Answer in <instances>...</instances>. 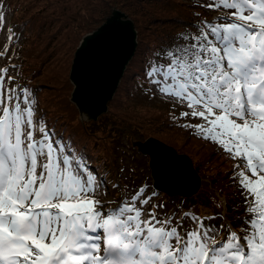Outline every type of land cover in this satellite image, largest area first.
<instances>
[{"label":"snow or ice","instance_id":"snow-or-ice-1","mask_svg":"<svg viewBox=\"0 0 264 264\" xmlns=\"http://www.w3.org/2000/svg\"><path fill=\"white\" fill-rule=\"evenodd\" d=\"M198 6L224 14L153 50L144 92L185 106L170 113L173 122L200 121L177 126L240 161L231 178L244 196V227H218L219 215L169 213L147 184L114 182L123 196L106 207L107 180L58 135L37 90L15 83L10 65L0 68V264H264V0ZM8 32L9 44L20 38Z\"/></svg>","mask_w":264,"mask_h":264},{"label":"trees","instance_id":"trees-1","mask_svg":"<svg viewBox=\"0 0 264 264\" xmlns=\"http://www.w3.org/2000/svg\"><path fill=\"white\" fill-rule=\"evenodd\" d=\"M41 1L50 3L44 6ZM0 5L9 17L8 29L12 28L20 37L14 40L11 51L18 70L12 71L17 77L15 83L37 90L40 113L60 137L70 139L110 188L116 181L121 187L127 184L129 189L138 190L143 184L153 188L145 178L138 181L137 176L130 174L127 182L118 178L116 155L124 136H129L125 137L130 139L128 145L134 138L153 137L186 154L201 177V187L192 198H170L158 192L157 203H163L169 213L195 211L202 218L219 215L223 219L212 221L218 227L226 223L234 230L244 227L240 223L246 218L244 196L231 178L234 165L240 161L229 158L217 145L197 138L191 129L178 127L186 122H200L189 118L173 122L171 112L179 116L187 109L147 102L152 96L144 92L149 87L144 70L150 53L189 31L185 26L200 20L216 21L221 15L215 16L213 12L218 10L198 6L203 4L195 0H0ZM112 7L131 18L136 29V50L107 103V112L96 121H80L78 109L68 97L72 89L68 75L71 60L80 38L96 29ZM190 31L195 33L196 29ZM8 37L9 32L7 40ZM141 84L143 88L139 87ZM122 194L115 189L112 193L118 201Z\"/></svg>","mask_w":264,"mask_h":264},{"label":"water","instance_id":"water-1","mask_svg":"<svg viewBox=\"0 0 264 264\" xmlns=\"http://www.w3.org/2000/svg\"><path fill=\"white\" fill-rule=\"evenodd\" d=\"M85 38H88L86 45ZM136 44L131 18L115 7L103 23L81 37L68 73L73 86L69 100L78 109L81 120L96 121L100 114L107 112V103L119 86ZM131 145L148 157L151 184L156 191L168 197L190 198L200 189V177L186 154H179L153 137L133 140Z\"/></svg>","mask_w":264,"mask_h":264},{"label":"rangeland","instance_id":"rangeland-1","mask_svg":"<svg viewBox=\"0 0 264 264\" xmlns=\"http://www.w3.org/2000/svg\"><path fill=\"white\" fill-rule=\"evenodd\" d=\"M195 1H197L199 3H202V4H207L208 3V0H195ZM43 3H45V2H42L41 1V4H43ZM49 3H45L44 6H48ZM112 8H114V7H112ZM111 9H110V11H111ZM109 14H110V12L107 14V16ZM223 14H224L223 10H218L217 12H213V15H215V16H220V15H223ZM107 16H106V18H107ZM8 19H9L8 15L5 14L4 27H3L2 30H0V53H2L4 51V49H5V46L8 45V52H7V54L4 55V56H0V68L13 65V58L11 57V51H12L13 46L15 45V43H14L15 41L13 43L9 44V40H7V34H8L7 31H8V26H9ZM87 33H89V32H87ZM46 35H47V32L44 33V36H46ZM10 75H13L12 70H10ZM72 88H73V86H72ZM70 93H71V91H70ZM147 102H150V103H153V104H156L157 103L158 105H160V104H167L168 103V102H165L158 94L155 97H152V99L151 100H148ZM168 104L172 105L171 103H168ZM178 107H181V108H185L186 109L185 106H179V105L176 106L177 109H178ZM78 119L80 121H86V120H81L79 118V115H78ZM125 137H128L129 138V136H124V138L122 140H120L121 141L120 146H118V148L116 149V152H117L116 153V155H117V162L119 163V168H118L119 176H118V178L120 177V178L126 180V182H127V177H129L130 175H133L134 177L137 176L139 178L138 181L141 178H145V180H147V182L149 184H151L152 179H151V176H150V173H149V166H148V162H147L148 161V157H145L139 151H137L136 147H133L132 145H128V143L130 142V139H127L126 140ZM138 139L139 138H134V141L135 140H138ZM145 140H140V141H145ZM132 141L133 140H131V142ZM121 168L124 169L123 172H120V169ZM199 177H200V175H199ZM200 182H201V177H200ZM110 187L111 186L108 185V193H107V196L104 197V201H105L106 207H112V208H114L121 201V199H120V201H118V199L115 197V195H112L114 189L113 188H110ZM162 194H164V193H162ZM122 196H123V194H122ZM186 198H188V197H186ZM190 198H192V197H190ZM228 225H230V223H226L225 226L227 227ZM219 238H223V233H222L221 237H218V239Z\"/></svg>","mask_w":264,"mask_h":264}]
</instances>
